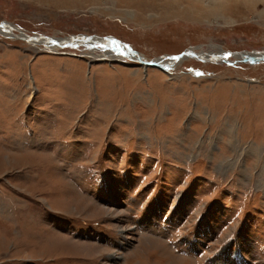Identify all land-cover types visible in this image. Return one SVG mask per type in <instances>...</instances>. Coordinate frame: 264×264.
<instances>
[{
    "label": "rangeland",
    "instance_id": "374dc122",
    "mask_svg": "<svg viewBox=\"0 0 264 264\" xmlns=\"http://www.w3.org/2000/svg\"><path fill=\"white\" fill-rule=\"evenodd\" d=\"M3 21L147 61L264 51V0H0ZM83 50L0 34V264H264V60Z\"/></svg>",
    "mask_w": 264,
    "mask_h": 264
},
{
    "label": "water",
    "instance_id": "95a60500",
    "mask_svg": "<svg viewBox=\"0 0 264 264\" xmlns=\"http://www.w3.org/2000/svg\"><path fill=\"white\" fill-rule=\"evenodd\" d=\"M18 30L19 32V36L16 37L17 38H24L26 39L27 42H29L30 44L34 45V46H38V44L43 45V47L41 46V48H45V49H51L52 45H60L61 47H74V48H81V46L84 47H89L91 49H96L98 47L99 44H103L102 47L104 48H108L109 51H113L115 53V57H104V58H108V59H116L118 61H121V59L119 58V55L126 57L128 55V51L129 52L135 54L138 56L137 61H139L140 63L145 64L146 66H154V67H159L161 69H163V65L160 64V62H164L163 60L168 58L169 61H166L164 63V65L167 66L170 64L171 58L172 59H181V58H186L189 56H193L196 58H199L200 60H208L210 62H218L221 60H224L225 57H235L238 56L239 54H242L244 52H248L251 54L252 57L248 58L250 61H256V60H264V51H234V52H228L227 55H224L223 58L221 56H219V54H215V53H203L201 50L199 52H194L192 49L193 47L187 49L186 51H184L181 54L178 55H162L160 57L157 58H153L152 60H144L142 59V55L139 54V52L135 51L132 49V47L125 43L124 41L114 37V36H100L97 34L94 35H88V34H73V35H69V36H64V37H57V36H50L47 34H40V33H33V34H29L27 32H25L24 30H22L21 28L15 26L12 22L9 21H3L0 23V34L5 35V36H9V37H13L9 34H13L12 31ZM111 45H114V47H110ZM117 47V48H116ZM200 48V47H198ZM104 50V49H103ZM192 50V51H191ZM209 54H211L212 56H208ZM85 55L84 53L82 54H76V56H83ZM86 56V55H85ZM121 56V57H122ZM205 56L206 59L204 58ZM164 70V69H163Z\"/></svg>",
    "mask_w": 264,
    "mask_h": 264
},
{
    "label": "bare ground",
    "instance_id": "6f19581e",
    "mask_svg": "<svg viewBox=\"0 0 264 264\" xmlns=\"http://www.w3.org/2000/svg\"><path fill=\"white\" fill-rule=\"evenodd\" d=\"M15 30V29H14ZM13 32V34H9V35H11V36H13V37H16V35H17V37L19 36L18 34H16L14 31H12ZM16 37V38H17ZM24 39V38H23ZM26 40V39H25ZM39 45V44H38ZM41 46L43 47V45H40V46H37V47H39V48H41ZM70 47V46H69ZM110 47H114V45H111ZM60 48H62L60 45H57V46H55V45H52V47H51V49H45V48H43V50H47V51H55V52H57ZM70 48H74V47H70ZM77 48V47H76ZM79 48V47H78ZM117 48V47H116ZM104 49V50H103ZM194 52H195V49L193 48L192 49ZM191 50V51H192ZM203 53H209V52H207V50L205 49V48H203V47H201V49H200ZM217 51H214L213 50V52H215V54L217 53L218 54V52H222V54H225L226 52H223L222 51V49L221 48H218L217 47V49H216ZM82 51V50H81ZM128 52L130 51V50H127ZM211 51V50H210ZM82 53H84L87 57H91L90 59H87L88 60V63H90V64H93L94 63V59H96V58H104V57H115L116 55H115V53L113 52V51H109V49L108 48H104V47H97L96 49H91V48H89V47H85V50H83V52ZM221 54V53H220ZM208 55V54H207ZM210 55V54H209ZM225 55H227V54H225ZM246 57H248V58H250V57H252L251 56V54L250 53H248V52H244V53H242V54H239L238 56H235V58H237V59H246V60H249L248 58H246ZM99 58V59H100ZM119 58L121 59V60H123L125 57H121L120 55H119ZM142 58H145L144 57V55H142ZM189 58H194V59H198V60H200L199 58H196V57H193V56H189V57H186V58H181V59H178V60H176V59H172L171 58V61L172 62H177V63H181L182 61H184V60H186V59H189ZM205 58V57H204ZM166 59H168V58H166ZM206 59V58H205ZM149 61V60H148ZM163 61H165L166 62V60H163ZM201 61H204V62H210V61H208V60H201ZM260 61H262V60H256V61H254V62H260ZM176 63V64H177ZM146 66V65H145ZM146 69H148V66H146L145 67ZM169 76V75H168ZM168 78H170V77H168ZM172 78V77H171ZM231 132H233V130H231ZM235 137V136H234ZM236 138V140H238L237 139V137H235ZM254 145V144H253ZM253 153H261V152H263L264 151V147H262V146H260V145H254L253 147H251V149H250ZM262 154V153H261ZM261 157V156H260ZM238 159H239V157H238ZM263 182V181H262Z\"/></svg>",
    "mask_w": 264,
    "mask_h": 264
}]
</instances>
